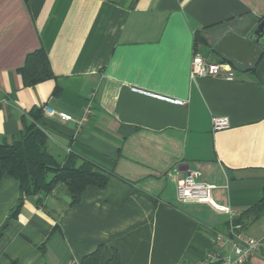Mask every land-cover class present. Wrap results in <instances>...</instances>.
<instances>
[{
  "label": "crops",
  "instance_id": "obj_1",
  "mask_svg": "<svg viewBox=\"0 0 264 264\" xmlns=\"http://www.w3.org/2000/svg\"><path fill=\"white\" fill-rule=\"evenodd\" d=\"M262 18L264 0H0V143L52 108L74 118L42 111L55 159L111 174L75 203L58 184L16 212L18 182L2 175L0 264H220L212 237L231 221L264 242ZM36 50L47 76L26 84ZM194 52L233 78L190 77ZM192 170L208 198L178 197ZM244 264H264V246Z\"/></svg>",
  "mask_w": 264,
  "mask_h": 264
},
{
  "label": "trees",
  "instance_id": "obj_2",
  "mask_svg": "<svg viewBox=\"0 0 264 264\" xmlns=\"http://www.w3.org/2000/svg\"><path fill=\"white\" fill-rule=\"evenodd\" d=\"M47 68L44 51L36 50L27 54L20 71L24 82L32 84L47 76ZM42 111L43 107L34 106L29 112L31 121L25 123L15 139L11 143H0V178L8 174L16 179L19 186L20 197L14 212L25 196L46 195L58 184L63 185L70 202L75 203L87 186L105 188L111 178V174L73 153L63 163L58 162L48 150L46 133L37 124ZM92 254L98 256L99 250Z\"/></svg>",
  "mask_w": 264,
  "mask_h": 264
},
{
  "label": "built area",
  "instance_id": "obj_3",
  "mask_svg": "<svg viewBox=\"0 0 264 264\" xmlns=\"http://www.w3.org/2000/svg\"><path fill=\"white\" fill-rule=\"evenodd\" d=\"M190 77L221 76L227 80L233 78V72L225 62H213L194 52L189 66ZM43 111L50 116H57L61 120L74 119L71 115L52 108L43 107ZM90 108L86 107L79 125L88 117ZM229 126L226 117L212 118V129L221 130ZM199 172L192 170L177 181V195L182 199H205L213 185L199 181ZM213 249L211 256L217 257L220 264H244L250 256L264 246V242L247 235L240 226L230 222L226 233L217 232L212 237ZM222 250H227L221 253Z\"/></svg>",
  "mask_w": 264,
  "mask_h": 264
},
{
  "label": "water",
  "instance_id": "obj_4",
  "mask_svg": "<svg viewBox=\"0 0 264 264\" xmlns=\"http://www.w3.org/2000/svg\"><path fill=\"white\" fill-rule=\"evenodd\" d=\"M252 36H256V41L257 42L264 41V18H262L260 20V22L256 26Z\"/></svg>",
  "mask_w": 264,
  "mask_h": 264
}]
</instances>
